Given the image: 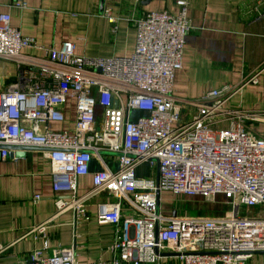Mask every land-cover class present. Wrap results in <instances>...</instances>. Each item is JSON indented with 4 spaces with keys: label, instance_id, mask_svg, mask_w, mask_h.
Wrapping results in <instances>:
<instances>
[{
    "label": "built area",
    "instance_id": "built-area-1",
    "mask_svg": "<svg viewBox=\"0 0 264 264\" xmlns=\"http://www.w3.org/2000/svg\"><path fill=\"white\" fill-rule=\"evenodd\" d=\"M254 1L263 16L264 0ZM179 4L178 16L161 11L135 18L134 54L109 59L77 55L70 42L46 50L44 58L25 54L43 48L12 25L10 14L0 13V60L18 67L11 84L0 77L1 159L17 161L13 148L43 151L54 219L71 213L78 225L94 207L98 224L114 232L111 260L82 263L76 245L51 248L54 219L48 220L29 232L43 248L24 264H161L165 254H174L169 258L178 264H250L264 253V217L244 215L264 206V131L248 125L264 123V110L232 103L257 79L211 91L184 109L173 96L174 81L193 28L187 3ZM10 7L29 8L25 0ZM105 14L115 34L118 21ZM69 100L75 102L74 128L52 129L67 122ZM93 162L100 170L91 173ZM144 164L150 175L139 178ZM89 176L93 186L80 194V181ZM165 193L211 211L168 214ZM10 247L0 246V256Z\"/></svg>",
    "mask_w": 264,
    "mask_h": 264
},
{
    "label": "crops",
    "instance_id": "crops-1",
    "mask_svg": "<svg viewBox=\"0 0 264 264\" xmlns=\"http://www.w3.org/2000/svg\"><path fill=\"white\" fill-rule=\"evenodd\" d=\"M12 1L0 0V13L10 14L12 25L43 48L28 49L25 54L44 58L46 50L59 49L70 42L75 44L77 55L100 59L132 56L137 42L133 20L145 12L167 11L178 16L179 3L185 2L193 29L186 37L183 68L175 76L174 98L189 110L195 100L211 91L240 86L256 77L257 82L245 85L232 103L264 110V15L258 16L254 0H25L29 7L25 11L11 8ZM108 10L118 21L115 34L105 14ZM17 74L14 63L0 60V77H4L5 85L14 82ZM75 119V102L69 100L67 122L51 128L72 130ZM248 125L258 134L264 131V123ZM99 170L100 165L93 162L91 173ZM149 175L147 164L137 170L139 178ZM92 186V176L81 179L79 193ZM54 199L43 151L29 148L26 156L17 161L0 157V246H11L8 253L0 256V264H24L33 250L43 248V240L37 241L33 234H28L54 219ZM175 200L181 205L172 208ZM161 203L166 213L180 216L198 215L187 212V208L202 211V215L211 211L197 203L185 205L181 198L167 193L162 194ZM89 215L87 222L78 225L71 213L55 218L48 230L51 248L76 245L77 260L82 263L111 260L113 228L98 224L94 207ZM244 215L264 217V206L247 209ZM161 264L178 262L166 257ZM250 264H264V253L255 255Z\"/></svg>",
    "mask_w": 264,
    "mask_h": 264
},
{
    "label": "water",
    "instance_id": "water-1",
    "mask_svg": "<svg viewBox=\"0 0 264 264\" xmlns=\"http://www.w3.org/2000/svg\"><path fill=\"white\" fill-rule=\"evenodd\" d=\"M11 150L16 151L15 155H12V158H17V159H21L24 158L26 156V152L29 150L28 148H13ZM166 257H174V254H165Z\"/></svg>",
    "mask_w": 264,
    "mask_h": 264
},
{
    "label": "rangeland",
    "instance_id": "rangeland-1",
    "mask_svg": "<svg viewBox=\"0 0 264 264\" xmlns=\"http://www.w3.org/2000/svg\"><path fill=\"white\" fill-rule=\"evenodd\" d=\"M175 205L178 203L177 202V200H175ZM210 205H207V207L210 209L211 208V206L209 207ZM178 207V206H177ZM187 212H189V213H191V214H198V212L197 211H190V210H187Z\"/></svg>",
    "mask_w": 264,
    "mask_h": 264
}]
</instances>
